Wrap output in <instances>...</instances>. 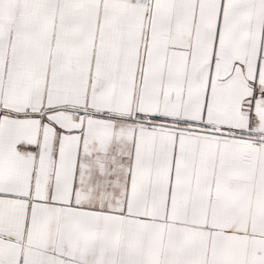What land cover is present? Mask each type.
<instances>
[{
    "label": "snow or ice",
    "instance_id": "obj_1",
    "mask_svg": "<svg viewBox=\"0 0 264 264\" xmlns=\"http://www.w3.org/2000/svg\"><path fill=\"white\" fill-rule=\"evenodd\" d=\"M0 264H264V0H0Z\"/></svg>",
    "mask_w": 264,
    "mask_h": 264
}]
</instances>
